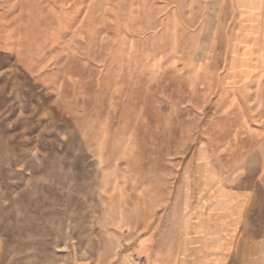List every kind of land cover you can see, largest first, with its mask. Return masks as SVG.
Instances as JSON below:
<instances>
[{"label":"rangeland","instance_id":"1","mask_svg":"<svg viewBox=\"0 0 264 264\" xmlns=\"http://www.w3.org/2000/svg\"><path fill=\"white\" fill-rule=\"evenodd\" d=\"M201 147L264 189V0H0V264H150Z\"/></svg>","mask_w":264,"mask_h":264},{"label":"crops","instance_id":"2","mask_svg":"<svg viewBox=\"0 0 264 264\" xmlns=\"http://www.w3.org/2000/svg\"><path fill=\"white\" fill-rule=\"evenodd\" d=\"M203 150V171L187 165L180 184L172 179L168 200L155 208L166 212L138 253L150 264H264V189L233 186L243 175L222 172Z\"/></svg>","mask_w":264,"mask_h":264}]
</instances>
